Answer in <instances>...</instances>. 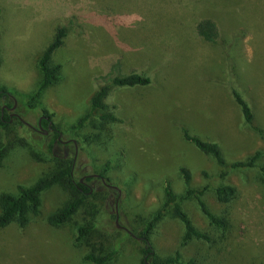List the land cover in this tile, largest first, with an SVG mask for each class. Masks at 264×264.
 <instances>
[{
	"label": "rangeland",
	"instance_id": "obj_1",
	"mask_svg": "<svg viewBox=\"0 0 264 264\" xmlns=\"http://www.w3.org/2000/svg\"><path fill=\"white\" fill-rule=\"evenodd\" d=\"M0 10V87L13 95L0 98V109L15 99L24 122L38 129L46 112L61 134L59 142L56 133L35 132L19 119L0 126V194H17L19 186L31 187L71 161L74 180L86 178L92 190L60 227L48 217L75 194L64 184L45 191L40 214L26 228L13 223L0 232V264H94L86 256L112 252L108 264H143L139 234L160 212L150 236L152 261L179 255L173 264H264V156L255 168L230 167L264 150L256 131L264 130V0H0ZM205 20L216 23L217 43L199 36ZM61 29L64 45L51 59L62 66L60 80L34 101L40 58ZM129 69L153 82L109 89L108 113L124 123L105 124L95 112L78 127L108 84L103 77ZM234 88L252 108L250 125ZM182 127L219 144L228 166L185 141ZM183 166L192 176L189 186ZM223 186L238 190L229 205L217 200ZM168 187L210 241L182 246L185 227L173 205L164 208ZM188 189L203 193L229 229L212 227L197 196L185 197ZM81 226L91 230L78 240Z\"/></svg>",
	"mask_w": 264,
	"mask_h": 264
},
{
	"label": "trees",
	"instance_id": "obj_2",
	"mask_svg": "<svg viewBox=\"0 0 264 264\" xmlns=\"http://www.w3.org/2000/svg\"><path fill=\"white\" fill-rule=\"evenodd\" d=\"M1 13V10H0ZM199 36L206 42L217 43L218 42V27L216 23L212 20H205L199 23L197 27ZM66 38V32L64 29L58 30L54 41L46 48L42 54L39 67L42 73V80L39 87L33 96V100L40 98L42 93L50 86L54 85L60 80L61 65H54L51 63L53 54L64 45V39ZM103 79H108V84L103 86L91 99V112L83 118L78 127L83 126V124L88 121L91 114L95 112H100V120L105 124H123L124 121L117 116L108 113V107L105 104L107 97L109 95V89L115 87L118 89H134L139 87H148L152 85V77L143 75L138 70L129 69L127 72L122 70L115 76H109ZM233 98L238 105L243 119L246 124L250 125L254 121V113L252 111L249 103L243 98V96L234 88ZM13 96L12 93L5 87H0V98ZM10 105V104H9ZM12 106V105H10ZM33 107L36 108V105ZM49 116L46 112H44ZM50 117V116H49ZM51 118V117H50ZM10 124V117L6 114L2 117V110L0 109V126L8 127ZM76 128V127H75ZM259 136L264 141V130L256 129ZM182 133L185 141L192 144L196 149L204 154L213 157L219 166L226 168L228 166L219 144L203 140L199 136L193 135L185 127H182ZM58 134L56 133L55 139H57ZM55 144V140L51 142L50 149L52 150ZM4 156V150L0 149V161ZM264 156V150L257 151L254 155L247 158L244 161H238L231 164L232 169H248L255 168L258 162ZM262 180L264 182V165L260 167ZM180 172L183 176V180L187 186L190 185L192 176L186 167H181ZM223 173L222 176H225ZM103 178V174L101 175ZM90 177L88 178V181ZM67 186L75 194V198L66 204L63 208L59 209L57 212L53 213L48 217V223L53 227H60L66 224L71 218L78 212V210L83 206L84 199L86 196L90 195L92 190L89 186L81 181H75L73 178V161L69 164L62 165L53 174L42 178L35 185L31 187L19 186L17 194L2 193L0 194V232L10 226L11 224H17L19 228L24 229L30 222L31 216H38L40 214V209L42 206V194L55 185ZM196 195L198 204L201 211L208 219L210 225L217 229L228 230L230 227V222L228 218H222L215 215L205 204L201 198V192H196L192 189L187 190L186 198L191 195ZM238 194V190L233 186H223L218 187L216 190L217 200L221 204L229 205L233 202ZM167 200L165 202L164 208L169 205H173L174 214L182 222L185 227V235L183 237L182 246H185L189 241L193 239L210 241V237L205 232L198 230L194 225L192 220L189 218L187 213L182 209L178 202V198L175 196L173 191L168 187L166 189ZM161 217V212L153 218L141 231L139 238L143 240L146 245L144 250L145 258L143 264H173L178 262L179 255L176 258H170L165 262L152 261L154 256V250L150 243V236L155 224L159 221ZM89 227L81 226L78 228V240H82L89 236ZM115 252L106 254L104 256H96L94 254H89L86 256V260L93 262L94 264H108L112 261ZM193 264V261H191Z\"/></svg>",
	"mask_w": 264,
	"mask_h": 264
},
{
	"label": "flooded vegetation",
	"instance_id": "obj_3",
	"mask_svg": "<svg viewBox=\"0 0 264 264\" xmlns=\"http://www.w3.org/2000/svg\"><path fill=\"white\" fill-rule=\"evenodd\" d=\"M10 97H13V96H10ZM6 98L7 97L3 96V99H6ZM16 107H17V103H16L15 99H14L13 106H10L9 104H4L2 106V108H1L2 117H4L7 114V112H11L10 115H8L10 117V122H13L15 119H19V120L23 121L22 118L20 117V115H18V114H16L14 112ZM24 123L27 124L26 122H24ZM27 125L30 128H32L35 132L43 133L45 135H48L50 132L57 133L58 134L57 141H59V142L61 141L60 140L61 134L54 127V124L52 123L51 118L49 116H47L46 114H44V113H43L42 116H40V118L38 120V124H37L38 129H35V128L31 127L29 124H27ZM85 180H86V178H84V179H82L80 181L83 182L84 184H86ZM101 180L105 181L104 178H101ZM107 186H109V185H107Z\"/></svg>",
	"mask_w": 264,
	"mask_h": 264
},
{
	"label": "water",
	"instance_id": "obj_4",
	"mask_svg": "<svg viewBox=\"0 0 264 264\" xmlns=\"http://www.w3.org/2000/svg\"><path fill=\"white\" fill-rule=\"evenodd\" d=\"M15 101H16V100H15ZM16 103H17V101H16ZM114 188H116V187H114ZM116 222H117V225H118V218H117V221H116ZM118 227H119V225H118Z\"/></svg>",
	"mask_w": 264,
	"mask_h": 264
}]
</instances>
